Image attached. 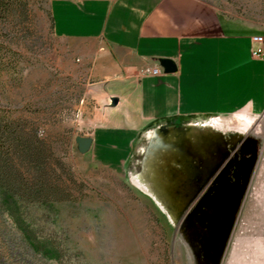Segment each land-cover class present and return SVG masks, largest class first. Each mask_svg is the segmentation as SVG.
<instances>
[{
	"label": "rangeland",
	"instance_id": "obj_1",
	"mask_svg": "<svg viewBox=\"0 0 264 264\" xmlns=\"http://www.w3.org/2000/svg\"><path fill=\"white\" fill-rule=\"evenodd\" d=\"M16 1L0 11V120L41 143L49 191L0 188V264H264V112L154 123L105 164L79 149L96 108L80 43L56 35L54 0ZM208 1L264 28V0Z\"/></svg>",
	"mask_w": 264,
	"mask_h": 264
},
{
	"label": "crops",
	"instance_id": "obj_2",
	"mask_svg": "<svg viewBox=\"0 0 264 264\" xmlns=\"http://www.w3.org/2000/svg\"><path fill=\"white\" fill-rule=\"evenodd\" d=\"M51 11L56 35L80 43L96 103L90 150L105 164L120 166L154 123L264 112V54L253 55L264 28L208 0H54Z\"/></svg>",
	"mask_w": 264,
	"mask_h": 264
},
{
	"label": "trees",
	"instance_id": "obj_3",
	"mask_svg": "<svg viewBox=\"0 0 264 264\" xmlns=\"http://www.w3.org/2000/svg\"><path fill=\"white\" fill-rule=\"evenodd\" d=\"M16 2V0H0V11L9 10ZM39 144L41 145L37 139L22 135L14 122L0 120V188L5 190L2 193L5 197L10 192L12 196L20 198L24 195H34L36 191L38 194H42L44 190L49 191L43 180L45 176L44 151ZM13 155L20 157L23 163L29 166L28 171L32 168L37 173L38 182L25 176V173L16 167L17 163L13 160Z\"/></svg>",
	"mask_w": 264,
	"mask_h": 264
},
{
	"label": "water",
	"instance_id": "obj_4",
	"mask_svg": "<svg viewBox=\"0 0 264 264\" xmlns=\"http://www.w3.org/2000/svg\"><path fill=\"white\" fill-rule=\"evenodd\" d=\"M161 66L164 68L166 72H174L177 69V65L175 61L168 59V58H162L160 59ZM118 99L116 97L112 98V105H117ZM79 143V149L81 152L86 153L88 152L93 144V139L91 137H79L78 138Z\"/></svg>",
	"mask_w": 264,
	"mask_h": 264
},
{
	"label": "built area",
	"instance_id": "obj_5",
	"mask_svg": "<svg viewBox=\"0 0 264 264\" xmlns=\"http://www.w3.org/2000/svg\"><path fill=\"white\" fill-rule=\"evenodd\" d=\"M253 39L255 42L260 43V45L256 49L253 50V55L256 57L263 56L264 49H263L262 43L264 41V36L258 35V36H255ZM143 72L148 73V74H153V75H159L161 73V68L157 66L146 67L145 69H143Z\"/></svg>",
	"mask_w": 264,
	"mask_h": 264
}]
</instances>
